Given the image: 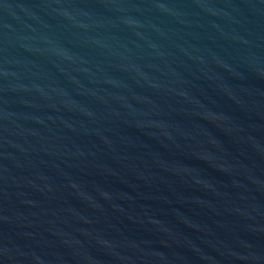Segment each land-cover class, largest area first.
I'll return each mask as SVG.
<instances>
[{"label":"water","instance_id":"95a60500","mask_svg":"<svg viewBox=\"0 0 264 264\" xmlns=\"http://www.w3.org/2000/svg\"><path fill=\"white\" fill-rule=\"evenodd\" d=\"M0 264H264V0H0Z\"/></svg>","mask_w":264,"mask_h":264}]
</instances>
